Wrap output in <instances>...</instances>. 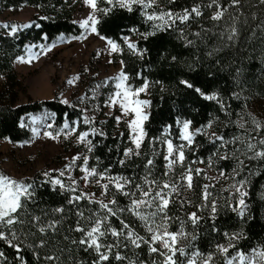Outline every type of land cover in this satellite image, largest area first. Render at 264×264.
I'll list each match as a JSON object with an SVG mask.
<instances>
[{
	"label": "trees",
	"instance_id": "16d2710c",
	"mask_svg": "<svg viewBox=\"0 0 264 264\" xmlns=\"http://www.w3.org/2000/svg\"><path fill=\"white\" fill-rule=\"evenodd\" d=\"M81 3L82 0H0V16L11 10L18 12L25 6H30L37 12L33 22L28 27H19L15 34H11V28L3 27L5 24L13 26V21L0 22V140H9L14 144L28 142L32 138V132L23 126V122L28 115L43 112L54 117L55 133L66 123L70 128L75 127L76 134L91 133L95 128L103 135H89L92 151H88V146L84 143H72L61 138L62 155L76 152L80 157L74 167L75 175H83L81 169L84 167V158L87 157L89 169L95 168L97 173H104L109 169V175L127 176L134 181L129 188L135 191V185H143L146 175L149 180H156L159 184L169 183L173 177L177 182L180 179L178 169L168 172L164 159L165 146L159 141L161 136L170 132L168 138L174 144L181 143L178 120L191 121L193 128H204L208 123L214 122L218 126L217 133L225 140H232L236 136L244 138L243 143H235L237 170L240 167L238 181H246L245 189L248 193L245 197L248 205L245 216L240 217L232 210L236 201L231 200L228 191L216 197L217 211L212 213V201L210 198L204 201L203 198V179L194 171L193 187L187 198L171 196L166 209L167 216L171 218L168 220L169 231L178 232L182 226L187 239H181L180 244L190 245L185 251L189 254L199 251L204 256L211 255V264H226L225 255L218 251L219 245L229 247V258L238 250L246 255L252 254L254 249L264 251V159H248L253 155L246 149L248 133L237 123L242 114H246L245 109L252 99L264 101V3L261 0H239L238 5H233L231 0H217V4L226 9L223 18L217 21L211 19L218 10L217 4H212V0H175V3L159 0L156 11L163 8L178 12L199 5L203 15H193L187 23L177 22L174 27L156 31L155 35L147 39L130 31L133 28L140 33L152 31L153 22L147 21L140 14L139 7H134L132 12L117 7L107 16L97 13L100 19L97 25L99 36L112 39L121 46V51L116 53V60L123 62V72L129 77L127 83L133 88L141 87L144 83L149 85V119L144 124L147 136L140 149L141 154L130 159L123 156L124 151L132 145L129 129L125 124L117 122L116 113H106L109 97L115 92L111 81L89 79L83 96L72 98L71 104H65L58 98L42 101L28 99L27 103L21 102V96L27 95V88L17 72L16 60L25 55L30 45L41 44L48 47L61 35H81L82 29L73 22ZM209 4L212 6L209 7ZM98 7L109 6L98 0ZM233 27L236 34L229 40ZM123 36L133 37L138 49L146 50L144 54L141 56L129 49ZM185 80L193 87L188 88L181 83ZM196 88L206 95L217 94L223 107L215 100L204 99L195 91ZM86 117L92 123H85ZM220 145L221 141L213 143L203 135H197L193 145L185 150L186 161L191 165L193 161L207 163L208 158L213 157L218 170L229 173L236 160L233 159V154L230 156L227 153L228 158L222 159L217 150ZM262 148L264 147L257 144V150ZM60 159L65 161L60 156L56 157V160ZM122 159L125 160L123 165L120 164ZM148 159L153 160V165L146 169ZM240 161H243V165H240ZM46 172L51 173V177L45 176ZM56 178L61 179L66 187L62 189L53 186L51 180ZM96 180L97 177H89L88 184L95 191L103 193L106 203L111 199L116 200V204L109 205L117 212L115 216L101 209L97 201L89 200L80 186L74 187L71 180L52 171L44 169L26 179L24 182L33 185L35 195L27 204L26 214L21 219L31 220L32 216H40L42 224L55 222V231L50 229L41 234L30 225H18L20 240L15 243L20 245L22 251L17 253L4 241H0V251L5 256L2 264H93L97 254L93 249L85 251L86 246L78 243L83 233L75 229L78 226L90 229L98 216L105 215L109 219L101 230L110 226L123 231L125 236L114 237L109 232L101 238L104 244H118L109 254L110 259L103 264H129V261H134L135 264H153L155 261L159 264L163 257L150 253L147 244L136 248L126 239L128 230L122 228L121 221L129 224L141 236L147 238L150 235L144 226L145 222L129 210L131 198L117 192L112 185H109L105 193L101 185L107 181L96 183ZM69 187L76 191L67 190ZM76 196L82 198L76 201L73 199ZM139 196L140 193L137 192L136 197ZM56 209L63 211L58 212ZM140 211L147 214L153 209L142 208ZM191 212L202 217L196 225L189 219ZM79 213H83V216ZM156 219L159 222L160 217L157 216ZM20 227L27 234L21 233ZM238 232H242L243 237L231 241L235 247H230L229 239L224 233L232 235ZM41 241L45 242L44 246L37 247ZM156 246L159 247V244ZM117 252L125 259L115 260ZM36 254L39 255V260ZM52 254L57 255L59 260L53 262L43 259ZM18 257H23V261ZM176 259L178 264H183L188 256L177 254Z\"/></svg>",
	"mask_w": 264,
	"mask_h": 264
},
{
	"label": "snow or ice",
	"instance_id": "6c2138e0",
	"mask_svg": "<svg viewBox=\"0 0 264 264\" xmlns=\"http://www.w3.org/2000/svg\"><path fill=\"white\" fill-rule=\"evenodd\" d=\"M103 3H106L109 7H98V0H83V3L88 6L91 11L89 15L79 21L80 27L83 29L90 30L91 33H95L96 35H100L97 25L100 23V19L97 16V13H103L107 16L109 13L113 11L114 8L125 9L128 12L134 11V7H139L140 14L145 17L147 21H151L152 23V31L147 33H140L138 29H130L133 34H137L142 36L144 39H147L149 36H153L156 34V31H164L167 28L174 27L177 22L187 23L190 19H192L193 15L196 17L202 16L203 13L200 10L199 5L192 7L191 9L184 8L182 11L174 12L172 10H165L160 8L159 11H156L159 8V0H102ZM233 5H238L239 0H231ZM264 3V0H261ZM168 3H175V0H168ZM212 4H217V0H212ZM209 7L212 5L209 4ZM218 10L212 15V20H221L224 16L226 9L221 8L217 4ZM149 9H152L150 12ZM5 28H11V34H15L18 30L17 27L10 25H3ZM23 27H28V25H24ZM236 34V29L233 27L231 29V35H229L228 39L231 40L233 36ZM199 35V33H196ZM86 38V36L84 37ZM101 39H106L107 44L110 47L111 52H120L121 46L112 39H107L106 37L101 36ZM124 43L127 45L129 49H131L134 53L139 55H143L146 51L145 49H138L136 43L132 42L130 36L122 37ZM50 50V49H48ZM32 57H29L28 61H25L24 57H19L20 62H31ZM175 59V58H173ZM121 63H123L121 61ZM129 77L123 71L116 78L118 83H116V88L118 91L109 97V104L111 106L118 105L121 109V116H117L116 120L119 123L122 117L132 118L127 120V128L129 129V140L131 141L134 147L127 148L123 156L125 158H131L132 156H139L141 154L140 149L142 144L147 136V133L144 128L145 122L149 119V115L146 112V109L150 106V101L140 99L142 93H146L149 87L148 83H144L143 86L138 88H133L131 85L127 83ZM69 83H73L72 80ZM186 87L192 88L193 85L188 81H181ZM196 92L200 93L204 99L206 100H216L218 103H221V107H223V103L218 97L217 94L213 93L211 95H206L199 88L195 89ZM67 103V101H64ZM251 116V114H249ZM252 123L254 124V128L251 130L245 129L246 132L249 133L248 142L246 144L247 152H252L253 155L249 156L248 159H264V148L257 150V144L264 146V138L258 139L257 143H253L252 140L255 137L251 136V132H256L257 135L259 131L264 128V124L260 121L256 120L254 117L251 118ZM85 123H92L87 117L84 120ZM191 121H177V124L180 126V136L179 139L184 143L174 144L170 136V132L166 133L164 136L159 138V141L165 146L166 154L164 156L165 161H167V168L169 171L173 169V166L176 164H183L185 161V148L191 146L194 143L195 136L200 134H206V128H211V123H209L203 129H192ZM241 129H244L245 126L243 123L237 122ZM69 125L66 123L64 128H68ZM103 135V133L98 132L97 129L93 128L91 133L82 132L78 140L80 143H85L88 146V151H92V141L88 139L89 135ZM45 135L51 137L52 133L47 132ZM215 141H221V146H224L228 143H235L236 141L244 142V138L241 136H236L232 140H225L222 135H216L213 133ZM54 138V137H53ZM155 155V153H153ZM227 155L223 156L222 159H227ZM80 157L76 156L73 158L72 162L66 166L65 170H61L59 172V176L63 177L65 175V171H71L72 166L75 164L76 160H79ZM202 162V161H201ZM125 160H121L120 164L123 165ZM153 165V160L148 159L146 162V169ZM240 165H243V161H240ZM85 175L82 177L85 181L88 180L89 177H97L96 183H100L102 180H106L107 183L102 184V188L107 193L109 185H112L117 192L125 196H129L131 198L130 211H132L140 220L145 222V228L147 232L150 234L147 238L144 236L135 233L129 224L121 221V225L123 229H127L126 239H128L132 245L136 248H140L142 244H147L149 246L150 253H156L159 256L163 257V259L159 262V264H178L176 259L177 254L181 256H188V259L183 262V264H198V259L200 264H211L212 256H204L199 251H196L192 254H189L185 251L186 247H190V245H181V239H187V234L184 232L183 227L181 226L178 232L169 231L168 220L171 219L167 216L166 209L169 206L170 199L172 193L178 191L177 187L170 185L167 182L163 184H159L156 180H149L148 176L144 177V183L136 184L135 191H132L129 186L133 184V180L124 175H109V169H106L104 173H97L95 168L89 169L87 167V157L84 158V167L81 169ZM202 170L196 169L195 172L197 175L200 174ZM193 169L189 167L185 172L182 179L187 181V187L190 189L192 187V176ZM235 172V169H234ZM45 176L51 177V173H44ZM150 175V173H149ZM167 175V173H165ZM223 175V173H221ZM71 179V177H69ZM51 183L53 186H59L60 188H65V184L59 178L52 179ZM75 183V181H73ZM145 185L147 187H145ZM246 185V181L242 180L239 184L232 185L235 188L238 196V204L237 207H233V211H237L240 217L245 216V212L247 210L248 205L246 204L245 197L248 195L247 191L244 190ZM128 188L129 190H125ZM208 186L205 185V190L203 193L204 200H208L210 193L207 191ZM168 189L169 191H165ZM69 191H76L75 188H68ZM139 192L140 196L137 198L136 193ZM154 193V194H153ZM35 195V189L31 183H25L24 181H19L14 179L3 172H0V241H4L9 247H12L17 253L22 251L20 245L15 243L20 240V236L18 235L17 226H31L38 230L39 233L45 234L48 230L55 231V222H48L47 224L40 223V216H32L31 220L21 219V216L26 214L27 204L32 200ZM82 197L76 196L73 199L78 201ZM70 203L72 200L69 201ZM99 203L100 208L107 210V212L113 216L117 214L109 205L116 204L115 199H111L108 203H104L103 201H97ZM142 208H152L153 211L147 214L140 211ZM25 210V211H22ZM55 211L62 212L63 209H56ZM119 211H122L119 210ZM212 213H216L217 205L213 202L211 204ZM79 215L83 216V213H79ZM159 216V222H157L156 217ZM91 219V218H89ZM109 217L98 216L95 221H93V225L90 229H86L85 227L78 226L75 231L83 233V236L78 241L80 245H85V251L88 249H93L97 254V259L93 261V264H103L110 259V253L114 247H118L113 244H104L101 242V238L105 237L106 233H109L114 237L125 236L123 231H117L110 226L104 230L102 229V225H104L108 221ZM189 219L196 225L202 219V217L198 216L196 212L190 214ZM7 229V231H5ZM215 230V229H214ZM19 231L24 233V228L20 227ZM27 234V233H24ZM225 236L229 239V246L235 247L234 244H231V241L242 238L243 233L238 232L232 235L228 233H224ZM44 241H41L37 247H43ZM73 243H77V241H73ZM159 244V247L156 245ZM29 247H32L29 245ZM103 249V251H102ZM218 251L223 253L226 258V264H264V251L253 250L252 254H245L242 251H237L230 258L227 256L229 251V247L224 245L218 246ZM21 261H23V257H18ZM36 258L39 260L40 257L36 254ZM3 259H5L4 253L0 251V264H2ZM46 261H58L59 257L55 254L47 255L43 257ZM114 259L117 261L124 260L125 257L121 256L119 252H117L114 256ZM129 264H135L134 261H129ZM153 264H156L154 261Z\"/></svg>",
	"mask_w": 264,
	"mask_h": 264
},
{
	"label": "rangeland",
	"instance_id": "374dc122",
	"mask_svg": "<svg viewBox=\"0 0 264 264\" xmlns=\"http://www.w3.org/2000/svg\"><path fill=\"white\" fill-rule=\"evenodd\" d=\"M90 11L91 9L86 6L82 0L78 12L74 15L73 22L80 27L79 21L85 19ZM36 14L37 12H35L32 7L25 6L18 12H13L12 10L5 12V14L0 16V22L7 23L13 21V26L19 28L24 25H30ZM80 28L82 29V33L78 37L61 35L48 47L41 44L39 46L30 45L23 56L25 61H28L29 57H32L30 63L20 62L19 59L16 60L15 66L17 72L20 73L24 85L27 88V95L21 96L22 103H27L28 99L32 101H42L58 98L63 103L67 101L65 104H71L72 98L83 96L86 83L92 78L111 81L112 84H114L115 91H118L116 88V83H118L116 78L123 69L120 61L116 60L117 52H111L106 39H101V36L91 33L90 30L86 31L82 27ZM85 36L86 38H84ZM131 40L135 43L133 37H131ZM70 80H72L73 83L70 84ZM148 95L149 88L146 93L141 94L140 99L150 101ZM148 109L149 107L146 109L147 113ZM245 110L246 114L244 115L243 113V116L238 119V122L244 124V130H251L255 127L252 123V117L264 124V101L252 99L250 105H248ZM106 113L109 115L116 113L117 116H121V109L118 105L111 106L108 101ZM249 114H251V116H249ZM131 118V116L122 117L120 122L127 127L126 122ZM53 122L54 117L49 113L43 112V114L28 115L23 122V126L29 128L32 132L31 140L28 142H17L15 144L9 140H0V172L19 181H25L26 179L34 177L35 173L44 169L52 171L57 175H59L61 170H65L66 166L78 155L74 152L63 156L61 138L70 140L72 143H80L78 140L80 134H76L75 127L70 128V126L68 128L63 127L58 130V133H55L53 131ZM211 125V128H206V134H203V136L213 141L215 139L213 133L216 135L219 134L217 133L218 126L214 122H211ZM192 129L203 128L192 127ZM47 132L52 133V136L49 137L45 135ZM250 135L255 137L252 142L254 143L255 141L257 143L258 139L264 138V128L259 131L258 135L256 132H251ZM248 136L249 133L246 136L247 142ZM181 143L184 142L181 141ZM191 146L186 147L185 150ZM259 146L261 147V145ZM131 147L134 146L131 145ZM217 147L218 152H220L219 156L221 157L225 156L226 153L230 156L233 154V159H235L236 162L232 171L226 173L224 170H218V166L215 164L213 157H209L207 163L204 161H193V165L189 164L185 159L182 165L176 164L173 166V171L178 169V178L180 177V179L177 182L176 178H171L169 184L178 189V191L172 193L171 196H178L179 199L181 196L187 198L190 194L193 186L189 189L187 187V181L182 179V177L187 169L191 167L193 169L192 176L196 169L202 170L199 174L203 179L202 186L204 190L205 185L208 186L207 191L210 193L208 199L210 198L212 203L214 202L216 204V197L228 191L231 200L236 201L235 207H237L239 194L236 193L235 188L232 187L234 184H239L238 170L240 167L237 170L236 143L234 145L231 143L230 146L225 144L224 146L220 145ZM59 156L64 158L65 161L63 162L62 159L56 160V157ZM76 162L77 160L75 164ZM75 164L72 166L71 171H65L63 177L67 179L71 177L69 180H71L72 183L75 181L73 186H80L84 195L89 200L103 201L106 203L107 200L104 199L103 193L95 191L92 185L88 184V180L85 181L82 179L85 175L84 172L83 175H75ZM171 171L168 170V172ZM221 173H223V175H221ZM244 190L246 191L245 188Z\"/></svg>",
	"mask_w": 264,
	"mask_h": 264
}]
</instances>
